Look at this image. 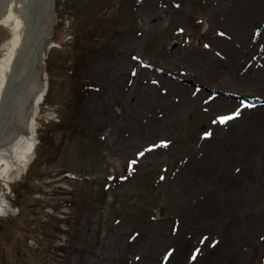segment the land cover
Segmentation results:
<instances>
[{
    "label": "rangeland",
    "instance_id": "rangeland-1",
    "mask_svg": "<svg viewBox=\"0 0 264 264\" xmlns=\"http://www.w3.org/2000/svg\"><path fill=\"white\" fill-rule=\"evenodd\" d=\"M55 10L50 91L34 162L6 194L0 264H161L167 248V264H264V105L213 126L238 105L206 103L210 90L264 99V0ZM159 140L169 147L137 156Z\"/></svg>",
    "mask_w": 264,
    "mask_h": 264
},
{
    "label": "bare ground",
    "instance_id": "bare-ground-1",
    "mask_svg": "<svg viewBox=\"0 0 264 264\" xmlns=\"http://www.w3.org/2000/svg\"><path fill=\"white\" fill-rule=\"evenodd\" d=\"M44 3L45 0H0V26L10 31L6 43L0 46V97L7 82L16 86L15 99L19 105V119L21 118L18 123V127L21 129L17 133L16 139L7 149L0 152V180L3 185L21 179L34 158L37 143L35 117L38 114L39 106L44 102L48 88V77L45 71L47 57L44 54L55 46L51 43V35L43 43H40L45 32L51 28L50 26L54 27L52 16H46ZM29 7L33 15L40 19L39 32L36 31L37 38L29 34L27 19L29 16L25 15V11ZM53 15L55 17V14ZM27 39L33 44L28 43L27 47L20 49ZM35 58H37V65L31 72V63ZM14 62L16 66L11 71ZM10 73L13 75L9 79ZM28 102L30 105L27 104ZM24 106H29L26 109L29 112L26 116ZM8 115L9 112L6 109L5 119ZM0 191H2L0 193V213L7 214L12 208L11 203L4 198L6 193L2 187ZM135 248V244L128 245L130 250Z\"/></svg>",
    "mask_w": 264,
    "mask_h": 264
},
{
    "label": "water",
    "instance_id": "water-1",
    "mask_svg": "<svg viewBox=\"0 0 264 264\" xmlns=\"http://www.w3.org/2000/svg\"><path fill=\"white\" fill-rule=\"evenodd\" d=\"M44 5H45V9H46V16L51 15L52 16V22L54 24V18L55 17L53 15L54 14L53 13V0H45ZM25 12H26V15L29 16V18L27 17V19L29 21V24H28L29 25L28 26L29 34L32 35L33 37L35 36V38H37V33L39 32L38 28L40 25V19L38 16L33 15L30 7L27 8ZM50 27L52 28V25ZM51 28H49L45 32V35L43 36V38H41L40 43H43L47 39V37L49 36V34L51 32ZM36 31H37V33H36ZM28 43L31 45L33 44L32 42H30L27 39L25 44L20 46V49L27 47ZM36 65H37V58H35V60L31 63L30 71L31 70L34 71ZM15 66H16V63L14 62L12 64L11 71H12V69L15 68ZM12 75L13 74L10 73L9 79ZM16 93H17V87L14 85H11L10 83L7 82L6 85L4 86L2 96H1V100H0V143L1 142L2 143L8 142L10 140L12 134L14 133V131L17 128V108L18 107H17L16 101H15ZM6 109H7V112H9L7 119H5ZM1 145L2 144H0V148H2Z\"/></svg>",
    "mask_w": 264,
    "mask_h": 264
},
{
    "label": "snow or ice",
    "instance_id": "snow-or-ice-1",
    "mask_svg": "<svg viewBox=\"0 0 264 264\" xmlns=\"http://www.w3.org/2000/svg\"><path fill=\"white\" fill-rule=\"evenodd\" d=\"M182 31V30H181ZM222 35V34H221ZM206 47H207V45H206ZM239 115V111H237V113L235 114V116H229V117H225V118H221V123H224V122H226V120H228V119H234L236 116H238ZM210 135V134H209ZM140 155H143V153H141ZM133 163H135V162H133ZM133 239H134V237H133ZM195 257H193V259H194Z\"/></svg>",
    "mask_w": 264,
    "mask_h": 264
}]
</instances>
